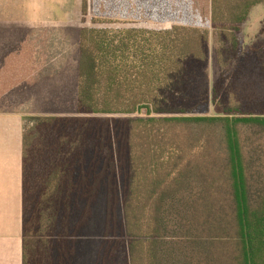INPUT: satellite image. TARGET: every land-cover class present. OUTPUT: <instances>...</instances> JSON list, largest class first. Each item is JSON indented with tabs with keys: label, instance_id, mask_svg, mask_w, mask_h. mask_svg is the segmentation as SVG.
<instances>
[{
	"label": "trees",
	"instance_id": "16d2710c",
	"mask_svg": "<svg viewBox=\"0 0 264 264\" xmlns=\"http://www.w3.org/2000/svg\"><path fill=\"white\" fill-rule=\"evenodd\" d=\"M263 3L211 0L214 55L191 24L84 19L77 114L24 131L23 264H264Z\"/></svg>",
	"mask_w": 264,
	"mask_h": 264
},
{
	"label": "rangeland",
	"instance_id": "374dc122",
	"mask_svg": "<svg viewBox=\"0 0 264 264\" xmlns=\"http://www.w3.org/2000/svg\"><path fill=\"white\" fill-rule=\"evenodd\" d=\"M73 1L60 3L68 6L58 11L60 18L68 22L64 25L22 27L20 20L0 22V111L27 113L26 130L36 118L77 114L79 33L85 18L87 26H92L94 17L103 22H157L151 24L158 27L191 24L210 30L214 55L209 0H87L86 17L84 0ZM5 14L22 20V11ZM258 40L264 41V3L253 9L244 27L245 44ZM213 71L212 66V75Z\"/></svg>",
	"mask_w": 264,
	"mask_h": 264
},
{
	"label": "crops",
	"instance_id": "0c3cea01",
	"mask_svg": "<svg viewBox=\"0 0 264 264\" xmlns=\"http://www.w3.org/2000/svg\"><path fill=\"white\" fill-rule=\"evenodd\" d=\"M60 3L68 5L69 0H0V22L20 20L22 27L64 25L68 22L60 18L58 11L67 10L68 6L66 9ZM210 8L209 5L208 16ZM9 11H22V20L6 15ZM26 116L27 113L20 110L0 111V264H23V138Z\"/></svg>",
	"mask_w": 264,
	"mask_h": 264
}]
</instances>
